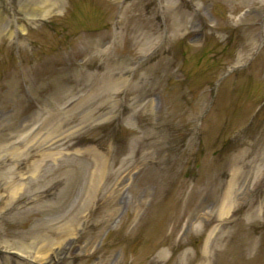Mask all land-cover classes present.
Returning <instances> with one entry per match:
<instances>
[{
    "label": "rangeland",
    "instance_id": "1",
    "mask_svg": "<svg viewBox=\"0 0 264 264\" xmlns=\"http://www.w3.org/2000/svg\"><path fill=\"white\" fill-rule=\"evenodd\" d=\"M62 2L2 26L0 264H264V0Z\"/></svg>",
    "mask_w": 264,
    "mask_h": 264
},
{
    "label": "bare ground",
    "instance_id": "2",
    "mask_svg": "<svg viewBox=\"0 0 264 264\" xmlns=\"http://www.w3.org/2000/svg\"><path fill=\"white\" fill-rule=\"evenodd\" d=\"M62 6V0H0V35L3 32L2 26L10 19L11 14L14 12H18L27 20L34 21L35 19H43L59 13ZM8 25L6 26L7 31H10L9 28L11 26L8 27ZM10 35H12V33ZM262 174V171L258 172L259 177ZM232 175V182L224 194L220 217L228 213L229 207L233 202V196L238 190V188H236V186H238L237 180H246L247 170L243 168Z\"/></svg>",
    "mask_w": 264,
    "mask_h": 264
}]
</instances>
